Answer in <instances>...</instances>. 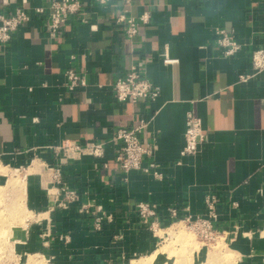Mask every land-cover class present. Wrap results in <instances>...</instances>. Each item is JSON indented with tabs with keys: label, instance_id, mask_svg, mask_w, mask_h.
Segmentation results:
<instances>
[{
	"label": "crops",
	"instance_id": "crops-1",
	"mask_svg": "<svg viewBox=\"0 0 264 264\" xmlns=\"http://www.w3.org/2000/svg\"><path fill=\"white\" fill-rule=\"evenodd\" d=\"M22 1L0 2V13L23 5L30 14L7 45L0 43V168L27 172L32 213L21 244L38 247L36 255L51 264L126 263L162 242L137 204L156 205L166 230L169 208L179 210L178 220L202 216L213 190L216 227L237 264H264V71L252 72L253 55L264 48V0H82L54 38L48 12L36 13L45 0ZM123 14L149 15L132 40L117 21ZM219 29L242 45L239 53L224 55ZM135 64L160 86L156 102L117 101L115 82ZM71 68L87 87L68 89ZM243 74H251L247 82L239 80ZM190 112L202 120L206 139L197 155L181 157ZM142 119L149 121L142 140L155 149L143 166L153 161L161 179L125 173L116 161V133ZM67 143L104 144L105 155L61 166L55 149ZM6 177L0 171V183Z\"/></svg>",
	"mask_w": 264,
	"mask_h": 264
},
{
	"label": "built area",
	"instance_id": "built-area-1",
	"mask_svg": "<svg viewBox=\"0 0 264 264\" xmlns=\"http://www.w3.org/2000/svg\"><path fill=\"white\" fill-rule=\"evenodd\" d=\"M5 0H0L3 2ZM100 5L108 4L111 0H95ZM46 8H37L36 13L43 14L48 12L49 32L51 37L58 36L62 28L68 22L70 16L81 11L82 0H45ZM7 4V3H6ZM26 4V0L22 1ZM149 15L145 14L140 19H136L126 14L118 18L119 23L126 24V35L129 39H134L139 33L141 24L148 23ZM30 21L29 9L25 6H19L12 15L0 13V43L7 45L13 37V34L25 23ZM217 45L223 49L226 57H232L242 50V45L236 41L233 35L226 30L219 29L216 33ZM165 64H177L178 60L166 59ZM264 71V48L257 50L252 58V72L261 73ZM67 87L70 91L87 87L86 79L81 76L74 68L68 69L65 73ZM251 74L240 75L239 80L247 82ZM114 93L117 101L138 103L145 101L154 103L161 95L159 85L151 81L144 71L140 70L138 65H134L131 71L124 77L117 79L114 85ZM149 125V121L142 119L139 124L126 129H121L116 133L115 142L120 145V152L116 161L125 173L131 171H142L145 174H153L161 179L162 174L157 170L156 164L152 161L149 166L144 167V158H153L155 149L151 144L144 143L142 134ZM185 146L181 151V157L195 156L200 152L202 144L205 142L206 133L203 128L202 120L192 112L186 117ZM56 153L61 155L60 165H65L71 160L83 156H92L102 158L105 155L104 144L89 143L80 146L75 143H67L62 147L55 149ZM53 178L56 182H61L62 174L60 168L53 169ZM68 199L75 200L77 196L74 192L67 195ZM219 197L213 190H210L205 196V213L202 216L192 218L188 216L185 219L178 220L179 210L177 208L168 209V220L171 226L178 223H184L200 239L206 242H216L224 238V234L219 233L216 224L219 220L218 207ZM235 206L236 204L233 203ZM137 213L143 222L149 224L151 230L156 233L162 229L158 207L149 203L137 204ZM153 220V222L151 221ZM151 221V222H150ZM102 223L96 222V229L101 230ZM170 226V227H171Z\"/></svg>",
	"mask_w": 264,
	"mask_h": 264
},
{
	"label": "rangeland",
	"instance_id": "rangeland-1",
	"mask_svg": "<svg viewBox=\"0 0 264 264\" xmlns=\"http://www.w3.org/2000/svg\"><path fill=\"white\" fill-rule=\"evenodd\" d=\"M0 171L7 175L6 182L0 183V264H51L50 259L36 255L38 247L21 244L28 239L27 224L32 216L25 205L27 172H9L2 168ZM168 226V229L156 232L162 242L151 253L134 257L126 263L111 264H211L215 258L220 264H237L238 257L224 238L206 242L184 223ZM184 235L190 237L191 245L183 242ZM64 239L68 241L69 238Z\"/></svg>",
	"mask_w": 264,
	"mask_h": 264
},
{
	"label": "bare ground",
	"instance_id": "bare-ground-1",
	"mask_svg": "<svg viewBox=\"0 0 264 264\" xmlns=\"http://www.w3.org/2000/svg\"><path fill=\"white\" fill-rule=\"evenodd\" d=\"M18 172H19V171H18ZM182 240H183L184 243H187V245H188V244L191 245V244H190V242H191L190 237H187V236L184 235V236L182 237ZM206 249H207V248H206ZM189 251H190V250H189ZM215 259H216V258H215ZM215 259H214V261H212L213 263L216 264V263H219V262H220L219 260H215ZM196 260H197V259H196ZM187 261H188V260H187ZM187 261H186V262H187ZM189 262H190V261H189ZM198 262H199V261H198ZM212 262H211V264H212ZM190 263H191V262H190ZM190 263H189V264H190ZM187 264H188V263H187ZM191 264H192V263H191ZM219 264H220V263H219Z\"/></svg>",
	"mask_w": 264,
	"mask_h": 264
}]
</instances>
